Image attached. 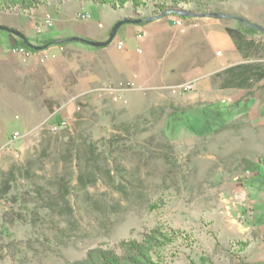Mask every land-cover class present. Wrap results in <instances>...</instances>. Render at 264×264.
<instances>
[{
    "label": "rangeland",
    "instance_id": "obj_1",
    "mask_svg": "<svg viewBox=\"0 0 264 264\" xmlns=\"http://www.w3.org/2000/svg\"><path fill=\"white\" fill-rule=\"evenodd\" d=\"M56 4L0 12V24L35 21V39L50 37L35 25L46 16L53 23ZM244 4L264 0L213 3L199 13L240 17ZM136 12L140 17L130 5L112 10L88 3L75 24H100L101 40L84 39L104 41L123 15H151L149 6ZM125 26L106 46L111 53L71 43L23 77V118L9 132L10 139L19 136L0 144V264H65L152 228L191 239L189 246L175 241L162 264H249L239 254L243 243L258 246L264 230L254 223L264 217V180L246 168L257 158L252 121L233 105L194 113L180 104L182 94L124 80L106 64L124 48L115 43ZM151 46L150 72L161 73L174 53L165 54L164 41Z\"/></svg>",
    "mask_w": 264,
    "mask_h": 264
},
{
    "label": "crops",
    "instance_id": "obj_2",
    "mask_svg": "<svg viewBox=\"0 0 264 264\" xmlns=\"http://www.w3.org/2000/svg\"><path fill=\"white\" fill-rule=\"evenodd\" d=\"M88 2L68 0L58 6L52 26L47 29L51 38L79 36L101 40L105 31L100 24H75V15ZM85 13V12H84ZM128 16V15H125ZM239 16L264 28V5L244 4ZM124 15L122 16V18ZM127 18V17H125ZM121 19V18H120ZM182 21L180 26L178 21ZM35 22V21H34ZM34 22L18 25L30 39H35ZM2 25H7L3 24ZM9 26V25H7ZM227 29H232L233 35ZM153 30V33L151 31ZM170 31L172 35H162ZM117 38L124 41V50L109 54V65L124 80L131 77L142 88L165 89L182 83H193L194 88L179 97L180 104L193 112L207 113L209 107L236 106L239 115H247L254 127V153L264 156V34L248 33L238 21L227 18L190 17L179 19L167 16L143 25L121 28ZM164 41L165 54L174 53V61L163 63L164 71L150 72L153 63L151 45ZM16 41L0 37V144L11 145L10 128L19 127L23 118V77L40 69V53H33L27 65L11 53ZM74 44H68L67 48ZM101 49H107L101 48ZM59 46L47 49L49 54ZM106 51V50H105ZM105 53H111L106 51ZM102 67H105L104 65ZM154 80V82H152ZM154 83V84H153ZM153 84V85H151ZM37 97L34 96L35 100ZM261 175L264 166H260ZM262 178V177H261ZM255 225L264 227V217L254 218ZM258 246L243 247L240 255L249 264H264V230Z\"/></svg>",
    "mask_w": 264,
    "mask_h": 264
},
{
    "label": "trees",
    "instance_id": "obj_3",
    "mask_svg": "<svg viewBox=\"0 0 264 264\" xmlns=\"http://www.w3.org/2000/svg\"><path fill=\"white\" fill-rule=\"evenodd\" d=\"M53 0H0V12L10 11L18 9L21 12H29L39 7L46 6ZM57 4H61L68 0H54ZM79 2H88L99 6H108L112 10H121L127 5H130L134 13L133 16L140 17L137 14V9L144 6H149L151 15L141 18H156L161 14L175 15L173 11H188V12H202L203 9L213 3H225L233 0H75ZM184 6H192L194 10H186ZM170 13V14H168ZM179 17V16H178ZM187 18V17H179ZM145 24L142 22L140 25ZM239 25L243 26L245 31L248 33H257V30L249 28L248 26L238 22ZM231 36L233 35L232 29H227ZM10 36V35H9ZM13 38L17 45L24 46L31 53H36L33 49L27 48L21 40ZM27 37V36H26ZM27 39L35 46L43 47L42 50L48 49L53 46L64 47L68 44L75 42H61L55 43L58 38L54 39L51 37H42L35 40ZM224 111V110H223ZM222 110L217 111L219 117H223L225 113ZM196 113V112H194ZM203 115L207 113L199 112ZM192 127V126H191ZM193 129V127H192ZM213 128H210V131ZM196 132V131H195ZM264 166V156H257L255 162H246L247 171L255 172L257 175H261L260 166ZM264 180V173L262 174ZM9 182L4 181L2 191L7 192L9 190ZM182 240L187 246L191 245V239L189 236L182 234L178 230H170L168 233L162 232L158 228H152L141 231L138 239H123L117 242L112 247L95 246L88 249L85 255L78 260L70 261L65 264H162L165 252L173 246L175 241ZM243 243V247H245Z\"/></svg>",
    "mask_w": 264,
    "mask_h": 264
},
{
    "label": "water",
    "instance_id": "obj_4",
    "mask_svg": "<svg viewBox=\"0 0 264 264\" xmlns=\"http://www.w3.org/2000/svg\"><path fill=\"white\" fill-rule=\"evenodd\" d=\"M173 14H176L178 15L179 17H214V18H229V19H234L246 26H248L249 28H252L254 30H257L258 32H261L264 34V28L263 27H260L258 26L257 24H254V23H251L241 17H237V16H231V15H226V14H217V13H211V14H200V13H195V12H188V11H173L172 12ZM170 14V13H168ZM167 14H161L159 16H157L156 18H122L118 21H116L112 27L110 28V31L108 33V36L106 38V40L104 41H90V40H87V39H84V38H80V37H67V38H63V39H58L55 41V43H61V42H79V43H83V44H86L90 47H93V48H103V47H106L108 45L111 44V42L113 41L116 33H117V30L122 26V25H125V24H134V25H139L141 24L142 22L144 23H147V22H150L152 20H155V19H160L162 18L163 16H165ZM0 31H5L6 33H8L10 36H13L19 40L22 41V43L27 47V48H30V49H33L34 51H42L43 47H40V46H35L33 43H31L27 37L25 36V34H23L21 31L17 30V29H14V28H11L7 25H2L0 24Z\"/></svg>",
    "mask_w": 264,
    "mask_h": 264
},
{
    "label": "built area",
    "instance_id": "obj_5",
    "mask_svg": "<svg viewBox=\"0 0 264 264\" xmlns=\"http://www.w3.org/2000/svg\"><path fill=\"white\" fill-rule=\"evenodd\" d=\"M84 17V16H83ZM88 17V16H87ZM178 25H181V21L179 20L177 22ZM52 26V20L49 16L45 17V20L43 23H38L35 25V31L37 34L42 33L45 29H48L49 27ZM124 46L123 41H116L115 47L117 50H121ZM63 48L59 47V50L61 51ZM11 53L15 56L18 57L20 63L25 64L28 62V60L31 58L32 53L27 50L24 46L22 45H15L11 48ZM49 53L47 50H43L40 52V61L44 62L46 59H48ZM194 88V85L192 83H182L176 86H170L166 88L171 94H183L184 92H188L191 89ZM19 136L18 132H14L11 136L12 140H15Z\"/></svg>",
    "mask_w": 264,
    "mask_h": 264
},
{
    "label": "bare ground",
    "instance_id": "obj_6",
    "mask_svg": "<svg viewBox=\"0 0 264 264\" xmlns=\"http://www.w3.org/2000/svg\"><path fill=\"white\" fill-rule=\"evenodd\" d=\"M184 93H186V92H184Z\"/></svg>",
    "mask_w": 264,
    "mask_h": 264
}]
</instances>
